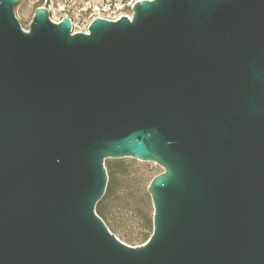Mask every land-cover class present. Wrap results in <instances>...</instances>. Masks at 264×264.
Here are the masks:
<instances>
[{
  "label": "water",
  "instance_id": "water-1",
  "mask_svg": "<svg viewBox=\"0 0 264 264\" xmlns=\"http://www.w3.org/2000/svg\"><path fill=\"white\" fill-rule=\"evenodd\" d=\"M0 0V264H264V0H142L88 33ZM161 166L134 246L106 159Z\"/></svg>",
  "mask_w": 264,
  "mask_h": 264
},
{
  "label": "rangeland",
  "instance_id": "rangeland-1",
  "mask_svg": "<svg viewBox=\"0 0 264 264\" xmlns=\"http://www.w3.org/2000/svg\"><path fill=\"white\" fill-rule=\"evenodd\" d=\"M42 4L43 0H20L16 5L14 13L24 29H28L35 9ZM57 17V11L50 12L51 19ZM107 162L115 172L118 190L113 199L101 204L105 223L119 240L128 245H140L153 227V205L147 187L164 169L153 162L126 157L107 159V172Z\"/></svg>",
  "mask_w": 264,
  "mask_h": 264
},
{
  "label": "built area",
  "instance_id": "built-area-1",
  "mask_svg": "<svg viewBox=\"0 0 264 264\" xmlns=\"http://www.w3.org/2000/svg\"><path fill=\"white\" fill-rule=\"evenodd\" d=\"M142 0H43L42 7L50 12L57 11L58 17L52 21L59 23L63 17L71 22L72 34L88 33V28L95 18L115 21L122 16L132 18V8Z\"/></svg>",
  "mask_w": 264,
  "mask_h": 264
},
{
  "label": "trees",
  "instance_id": "trees-1",
  "mask_svg": "<svg viewBox=\"0 0 264 264\" xmlns=\"http://www.w3.org/2000/svg\"><path fill=\"white\" fill-rule=\"evenodd\" d=\"M106 160H105V162H106ZM107 165H108L107 187H106V190H105V194L103 195V197L99 200V202L96 205V212H97L98 216L101 217L104 222H105V220H104V216H103V214L101 212V204L107 202L110 199H113L116 196L117 190H118V184H117V181H116V178H115V172L113 171L112 167L110 166V164L108 162H107ZM152 231H153V227H152L150 233L146 234L143 237L141 244L144 243L146 240H148V238L152 234Z\"/></svg>",
  "mask_w": 264,
  "mask_h": 264
}]
</instances>
